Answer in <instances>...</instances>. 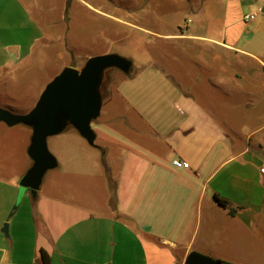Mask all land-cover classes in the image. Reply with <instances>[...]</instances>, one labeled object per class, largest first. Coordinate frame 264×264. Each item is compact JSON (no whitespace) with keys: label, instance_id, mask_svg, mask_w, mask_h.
<instances>
[{"label":"crops","instance_id":"obj_1","mask_svg":"<svg viewBox=\"0 0 264 264\" xmlns=\"http://www.w3.org/2000/svg\"><path fill=\"white\" fill-rule=\"evenodd\" d=\"M111 53L94 143L47 136L38 189L32 126L0 121V264H264V0H0V107Z\"/></svg>","mask_w":264,"mask_h":264},{"label":"water","instance_id":"obj_2","mask_svg":"<svg viewBox=\"0 0 264 264\" xmlns=\"http://www.w3.org/2000/svg\"><path fill=\"white\" fill-rule=\"evenodd\" d=\"M130 65L128 59L115 53L92 56L81 69L68 66L58 73L29 112L17 114L0 107V121L8 125L24 123L33 128L29 146L33 164L20 181L22 187L38 189L46 170L57 164L47 147V136L73 125L89 143H94L91 122L100 113L104 70L118 67L127 72Z\"/></svg>","mask_w":264,"mask_h":264},{"label":"trees","instance_id":"obj_3","mask_svg":"<svg viewBox=\"0 0 264 264\" xmlns=\"http://www.w3.org/2000/svg\"><path fill=\"white\" fill-rule=\"evenodd\" d=\"M216 198L221 205L223 206L227 205L226 200L220 198L218 195H216ZM231 212L233 213L234 209H231ZM43 261L44 264H50V258L46 252H43ZM185 264H233V263L216 259L207 254L192 250L188 253L185 260Z\"/></svg>","mask_w":264,"mask_h":264},{"label":"built area","instance_id":"obj_4","mask_svg":"<svg viewBox=\"0 0 264 264\" xmlns=\"http://www.w3.org/2000/svg\"><path fill=\"white\" fill-rule=\"evenodd\" d=\"M246 19L249 18L248 15H246L245 17ZM173 164L177 167H189L190 163L186 160H183V159H175L173 160Z\"/></svg>","mask_w":264,"mask_h":264},{"label":"rangeland","instance_id":"obj_5","mask_svg":"<svg viewBox=\"0 0 264 264\" xmlns=\"http://www.w3.org/2000/svg\"><path fill=\"white\" fill-rule=\"evenodd\" d=\"M17 200H19V202H20V198H17ZM18 203V202H17Z\"/></svg>","mask_w":264,"mask_h":264}]
</instances>
